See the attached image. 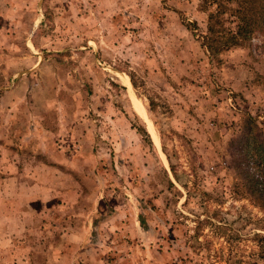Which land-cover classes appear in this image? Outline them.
I'll return each mask as SVG.
<instances>
[{
	"label": "rangeland",
	"instance_id": "374dc122",
	"mask_svg": "<svg viewBox=\"0 0 264 264\" xmlns=\"http://www.w3.org/2000/svg\"><path fill=\"white\" fill-rule=\"evenodd\" d=\"M207 23L202 0H0V264H264L233 153L264 127V36L213 56Z\"/></svg>",
	"mask_w": 264,
	"mask_h": 264
},
{
	"label": "trees",
	"instance_id": "16d2710c",
	"mask_svg": "<svg viewBox=\"0 0 264 264\" xmlns=\"http://www.w3.org/2000/svg\"><path fill=\"white\" fill-rule=\"evenodd\" d=\"M208 13L204 46L216 56L241 46L254 36H264V0H202ZM235 169L247 191L264 210V127L250 116L234 141ZM243 184V185H244Z\"/></svg>",
	"mask_w": 264,
	"mask_h": 264
},
{
	"label": "bare ground",
	"instance_id": "6f19581e",
	"mask_svg": "<svg viewBox=\"0 0 264 264\" xmlns=\"http://www.w3.org/2000/svg\"><path fill=\"white\" fill-rule=\"evenodd\" d=\"M29 45H30V43H29ZM128 84L130 85V82H129ZM134 102H135V104H136L137 111H138L139 113H141L142 115L145 116V112H144V110H143V107L137 102V100L135 99V97H134ZM149 125H150L151 129H153V128H152L153 126H152V123H151V122H149ZM156 141H157V143H158V145H159V144H160V143H159V139L156 138Z\"/></svg>",
	"mask_w": 264,
	"mask_h": 264
},
{
	"label": "crops",
	"instance_id": "0c3cea01",
	"mask_svg": "<svg viewBox=\"0 0 264 264\" xmlns=\"http://www.w3.org/2000/svg\"><path fill=\"white\" fill-rule=\"evenodd\" d=\"M6 169H7V170H10V168H7V167H6ZM9 176H16V175H14V174H9Z\"/></svg>",
	"mask_w": 264,
	"mask_h": 264
}]
</instances>
